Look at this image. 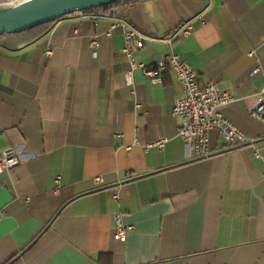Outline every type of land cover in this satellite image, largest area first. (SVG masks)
<instances>
[{
    "label": "crops",
    "instance_id": "1",
    "mask_svg": "<svg viewBox=\"0 0 264 264\" xmlns=\"http://www.w3.org/2000/svg\"><path fill=\"white\" fill-rule=\"evenodd\" d=\"M118 13L145 37L137 61L177 53L233 93L220 114L264 146L247 112L264 86L250 74L264 69V0H137L2 35L0 153L17 147L21 160L0 173V264H264L262 160L216 130L211 154L194 156L177 135L173 70L127 82ZM116 212L134 225L125 241Z\"/></svg>",
    "mask_w": 264,
    "mask_h": 264
},
{
    "label": "built area",
    "instance_id": "2",
    "mask_svg": "<svg viewBox=\"0 0 264 264\" xmlns=\"http://www.w3.org/2000/svg\"><path fill=\"white\" fill-rule=\"evenodd\" d=\"M80 12L82 11H76L75 13ZM117 17L111 27H121L123 32L125 46L122 48V52L129 63V70L125 73L129 84L132 83L131 72L136 69L141 70L146 77L157 82H161V73L166 69L169 68L175 73L176 79L182 88V93L172 108V114L180 120L177 135L191 145L194 156L200 158L211 154L210 132L216 130L225 139L227 147L250 144L252 155L260 158L264 164V146H257L254 137L244 134L219 112L221 106L235 100L233 93L230 90L220 88L213 81H201L198 71L187 61L182 60L175 52L167 53L150 66L137 61L134 57V50L143 46L145 37L140 31L131 27L119 13ZM192 28L193 25L187 23L181 29V33L187 35ZM46 53L49 55L51 51L47 50ZM258 72H261L264 76V69L259 66L253 68L250 74L253 75ZM136 106L139 107V105ZM247 112L264 126V86L256 93V97L248 106ZM116 135H119V133H116ZM165 141V138H160L143 146L144 149L152 146L162 148ZM135 144H139V142L134 141L132 144L126 145L125 148L131 149ZM20 160L21 156L17 147L4 149L0 153V173L10 170ZM94 181H102L101 176H95ZM113 198H117V196L114 195ZM111 229L115 239L125 241L128 233L134 230V225L124 223L121 212H116L112 217Z\"/></svg>",
    "mask_w": 264,
    "mask_h": 264
},
{
    "label": "water",
    "instance_id": "3",
    "mask_svg": "<svg viewBox=\"0 0 264 264\" xmlns=\"http://www.w3.org/2000/svg\"><path fill=\"white\" fill-rule=\"evenodd\" d=\"M120 0H21L0 1V35L18 33L39 24L59 19Z\"/></svg>",
    "mask_w": 264,
    "mask_h": 264
},
{
    "label": "trees",
    "instance_id": "4",
    "mask_svg": "<svg viewBox=\"0 0 264 264\" xmlns=\"http://www.w3.org/2000/svg\"><path fill=\"white\" fill-rule=\"evenodd\" d=\"M135 1H137V0H120V1H117V2H115V3H113V4L105 5V6H102V7H109V6H112V5L117 4V3L130 4V3L135 2ZM85 11H86V10H85ZM54 21H55V20H54ZM54 21L45 22V23L39 24V25H37V26H35V27H32V28H30V29H26V30H24V31H21V32H18V33H13V34H16V35H25V36L27 37L28 34L31 33V32L39 31V30H42V31H43V30H46V29H47V26H48L50 23L54 22ZM3 35H5V34H3ZM0 37H2V35H0Z\"/></svg>",
    "mask_w": 264,
    "mask_h": 264
},
{
    "label": "bare ground",
    "instance_id": "5",
    "mask_svg": "<svg viewBox=\"0 0 264 264\" xmlns=\"http://www.w3.org/2000/svg\"><path fill=\"white\" fill-rule=\"evenodd\" d=\"M9 1L18 2V1H21V0H6V2H9Z\"/></svg>",
    "mask_w": 264,
    "mask_h": 264
},
{
    "label": "rangeland",
    "instance_id": "6",
    "mask_svg": "<svg viewBox=\"0 0 264 264\" xmlns=\"http://www.w3.org/2000/svg\"><path fill=\"white\" fill-rule=\"evenodd\" d=\"M0 1H5V0H0Z\"/></svg>",
    "mask_w": 264,
    "mask_h": 264
}]
</instances>
